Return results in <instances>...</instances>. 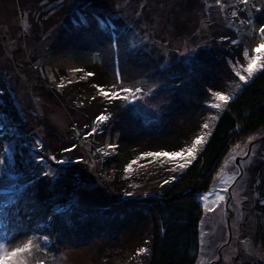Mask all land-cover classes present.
<instances>
[{
	"label": "rangeland",
	"instance_id": "374dc122",
	"mask_svg": "<svg viewBox=\"0 0 264 264\" xmlns=\"http://www.w3.org/2000/svg\"><path fill=\"white\" fill-rule=\"evenodd\" d=\"M222 3L223 12L215 0H0V87L6 90L0 97V113L4 114L3 130L14 132L9 138L8 134L0 136L9 140L3 145L0 141L5 159L0 164V208L9 206L0 222L12 218L0 234L13 225V216L23 224L28 214L43 225L58 207L81 196L82 185L95 186V192L86 197L90 207L73 210L70 222L61 216L54 230L69 224L65 235L43 230L38 235L14 232L15 238L6 240L1 238L8 234H3L0 253L31 239L34 246L46 248L47 254L35 250L25 254L28 264L38 259L47 264H148L151 224L147 206L167 186L161 187L162 182L179 172L175 164L157 158L140 160L131 173H125L124 166L143 152L178 151L189 145L196 135L209 131L212 117L220 110L210 109L216 101L207 89L232 96L240 89L236 85L242 86L234 70L250 58L244 51L255 54L251 50L260 38L248 36L249 27L241 25L246 18L240 11L243 5H235L237 17H232L234 0ZM93 12L114 22L130 39L135 36L144 45L140 54L131 59L121 56L117 64L115 55L109 59L108 54L98 52L93 44L101 33ZM81 15L88 19L87 27L80 23ZM202 23L207 28L197 32ZM221 35L242 40L239 50L233 51L228 42L217 44ZM185 48L200 53L201 62L211 53L213 69L201 74L203 82L189 93L190 99L170 102L162 120L144 111L150 94L144 100L110 103L92 88L100 84L111 90L119 67L123 86L141 87L148 94L161 79L162 62L174 70H186L178 60L187 55ZM74 68L84 71L76 73ZM89 71L96 75L80 79ZM93 96H97L95 101ZM105 109L114 117L111 127L85 139L84 125L91 126L95 115ZM130 109L140 116L135 117ZM204 123L209 124L207 130L202 129ZM22 138L30 143L22 146ZM37 140L43 143L42 151L31 146ZM72 142L77 149L64 153L62 148ZM108 143L117 144L118 149L108 150ZM37 152L46 158L38 170L49 171L51 163V176L33 171L36 162L31 157ZM52 155L70 157L71 163L57 166L47 161ZM77 157H83V162L76 164ZM126 192L134 195L126 196ZM205 193L207 201H200L195 264H264V127L231 141L207 191L200 195ZM217 194L225 199L217 201ZM205 204L213 211H207ZM43 235L60 241L55 249L39 239ZM141 247L148 251L136 255Z\"/></svg>",
	"mask_w": 264,
	"mask_h": 264
},
{
	"label": "snow or ice",
	"instance_id": "6c2138e0",
	"mask_svg": "<svg viewBox=\"0 0 264 264\" xmlns=\"http://www.w3.org/2000/svg\"><path fill=\"white\" fill-rule=\"evenodd\" d=\"M207 2V0H205ZM215 4L219 6L220 11L223 12L225 5L222 3V0H215ZM235 5H243V8L240 10L242 14H246V18L241 20V25L249 27L248 36H258L260 38L259 44L252 48L251 52L255 53L254 55L244 51L243 55L250 57L247 60L246 65H241L240 70H234V77L242 83H247L249 80L254 78L258 73L264 72V0H258V3H253L252 0H234V5L232 7L231 16L237 17V11ZM93 19L97 21V30L101 33L97 40L94 41L93 46L98 52H103L108 54L109 59L113 55L117 57L115 63H119V58L121 56L127 57L129 59L134 58L140 54V49L144 45H139V42L136 40L135 36L131 39L126 32L118 30L114 22L107 21L101 17L99 13H92ZM75 23V21H74ZM80 23L85 27L88 26V19L81 15ZM79 26V25H78ZM206 29L207 25L202 23L201 28H198L196 31L201 32V30ZM105 29H107L105 31ZM144 39H147L146 37ZM106 42V43H105ZM228 42L230 46L233 47V51L239 50V46L243 43L242 40L230 39L228 36L221 35L217 44H223ZM208 47L207 41H202ZM198 47V46H196ZM184 53L187 55H181L178 60L185 66L186 70L178 71L174 70L172 65L168 62H162L160 64V77L161 79L158 82H154L152 87L149 88V93L145 94L143 88L136 86H123V76L121 75V70L119 67L115 70V80L117 83L111 86V90L106 89L100 84H93L92 88L96 90L100 98L107 99L110 103L112 101H124L128 102L129 100H144L146 95H149V100L145 102L144 111L148 112L149 115L153 116L155 119L162 120L167 114V110L170 108V102H173L175 99L183 97L184 99H190L189 93L195 91L200 83L203 82L201 74L207 75L212 72L213 69V60L211 59V53H209V58L206 62H201L199 59L200 53L193 51L190 48H185ZM127 62V61H125ZM84 70L82 68H74L73 72L80 73ZM96 74L94 72H87L84 76H81L80 79H86L94 77ZM153 75H156L153 72ZM69 84H72L73 81L69 80ZM159 85V86H158ZM240 84H237L236 87L240 88ZM59 87H64V85H59ZM155 89V91H153ZM5 89L0 87V97L5 93ZM207 91L211 93L212 98L216 101L210 104V109H225V106L234 98L232 96L224 94L222 91H213L212 88H208ZM139 94V95H138ZM93 101L97 99V96L91 97ZM133 111L135 117L140 116V112ZM216 117L213 116L212 119ZM4 114L0 113V131L5 127L3 123ZM114 117L107 109L102 111L100 114L95 115L94 119L91 122V126L88 124L84 125L85 131L82 133L85 139L90 138L94 134L102 131L104 128L111 127V123ZM209 128L208 123L202 125L203 130ZM19 130L17 129V132ZM74 131H76L74 129ZM76 135L80 136L81 133L76 131ZM208 139V132L202 131L200 134L196 135L191 143L185 147L180 148L178 151H148L143 152L137 159L130 160L124 166L125 173H131L134 167L139 163L140 160H146L148 158H157L160 160H168L172 164L176 165V170L182 175L184 170L188 169L190 165L198 158L200 154V149L205 145L206 140ZM22 146L25 143H30L26 140H21ZM32 147L43 150V143L39 140L36 141ZM78 145L75 142H72L70 146H65L62 148L64 153L71 154L76 150ZM107 149L114 152L118 149V145L115 143H108L106 145ZM7 149L5 148V151ZM97 151H100L97 149ZM107 155L108 153H104ZM32 160L36 162V167L33 169L37 175L43 177H49L52 175V165L48 163L47 166L49 171H39V166L46 164L45 156H42L37 152L34 156L31 157ZM47 161H54L55 165H66L71 163V158L57 159L56 156L52 155L47 157ZM83 162V157H77L75 163L79 164ZM5 163L3 154H0V164ZM56 171H59V168H56ZM180 176L174 175L169 177L162 182V185H169L176 181ZM32 182L29 181V184ZM82 192L81 196L74 198V200L64 207H58L55 210V215L49 216L46 222L42 225L41 229L37 231H46L49 234L57 228L61 216L64 217L66 221L70 222V214L75 209L87 208L90 207V203L87 201L86 197L91 193L95 192V186L91 184H84L81 186ZM3 190H0L2 192ZM142 195H148V192L141 193ZM126 196H133L134 193L126 192ZM208 194L199 196L200 201H207ZM225 199L224 195L217 194L216 200L223 201ZM9 206L5 205L3 208H0V215H3L5 211H8ZM207 211L211 212L213 209L205 204ZM39 239L43 240L45 244L50 242V235L40 236ZM41 252L47 254L46 248L43 246L33 244L31 239L23 243L21 246H17L11 249V251H3L0 253V264H28V261L25 258V254L31 255L33 251ZM146 247H141L138 249L136 255L147 252ZM36 264H47L44 259H38Z\"/></svg>",
	"mask_w": 264,
	"mask_h": 264
},
{
	"label": "trees",
	"instance_id": "16d2710c",
	"mask_svg": "<svg viewBox=\"0 0 264 264\" xmlns=\"http://www.w3.org/2000/svg\"><path fill=\"white\" fill-rule=\"evenodd\" d=\"M236 93L225 109L217 112L198 158L182 175H177L180 178L167 185L159 197L148 204L146 216L151 224L148 264H195L199 245L198 223L202 214L200 194L207 191L231 141L264 127V72L256 74L246 84L243 83ZM2 132L1 137L8 134L4 130ZM10 136H14V132L7 135L8 138ZM0 141L1 145L9 142L6 138H0ZM11 219L0 222V230L7 228ZM41 225L33 217L30 220L28 214L24 215L23 224L13 216V225L8 230H2L0 236L8 234L1 238L7 240L14 239L18 233L38 235L37 229H41ZM69 226L63 224V230L52 232L58 236L61 233L65 235ZM16 228L19 230H9ZM14 232L17 234L14 235ZM59 242L50 238L46 245L55 249Z\"/></svg>",
	"mask_w": 264,
	"mask_h": 264
}]
</instances>
